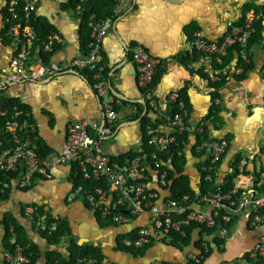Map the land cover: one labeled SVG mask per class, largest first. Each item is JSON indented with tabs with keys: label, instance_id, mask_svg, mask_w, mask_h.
<instances>
[{
	"label": "crops",
	"instance_id": "1",
	"mask_svg": "<svg viewBox=\"0 0 264 264\" xmlns=\"http://www.w3.org/2000/svg\"><path fill=\"white\" fill-rule=\"evenodd\" d=\"M68 1L39 0L34 11L35 17L52 26L51 32L62 40L60 48L52 54V59L59 65L84 57L88 52V45L85 51L82 46L80 19L72 8L67 7ZM5 2L0 0V75L7 72V63L13 53L10 42L4 36L1 10ZM247 5L256 7V10L250 8L245 12ZM249 12L263 13L259 20L262 25L261 39L247 47L251 67L246 72L243 68L239 75L209 81L198 69V55L192 56L186 51L187 42L192 40L195 31H200L207 41L219 42L227 32L226 23L240 21ZM111 16L114 22L102 40L101 57L103 75L109 80L116 96L109 90L98 97L92 74L76 70L42 81L15 84L7 92L29 108L39 142L48 150L47 157L58 155L69 122L101 121L106 105L113 97L121 104L114 108L117 119L111 135L101 147L103 145V152L114 161L129 163L139 156L143 146L141 118H148L155 126L165 125L168 117L177 112L168 100V96L176 92L183 95L184 99H180L185 103L186 122L194 127L203 126L202 133H184L187 141L183 148V175L188 178L193 193L200 190L203 163L210 158L207 148L198 150L202 144L208 146L226 141L228 146L217 164L212 187L220 186L231 174L235 159L237 166L245 160L242 171L245 179L240 184L250 186V179L258 181L259 175H264V142L261 140L264 135L261 134L264 132V0H128L119 14L114 16L113 9ZM87 26L89 28L88 23ZM137 47L159 60L155 70V73H160L157 83H152L147 90L153 95L154 106L146 100L145 90L138 84L136 68L131 61V52ZM236 61L237 57L228 64L223 59V64L233 68L236 65L243 67ZM171 111L175 112L170 115ZM147 127L153 126L147 124L145 129ZM137 153L130 160L129 156ZM161 164L162 169H168L171 189L179 175L173 173L174 178H170L169 171L173 172L170 169L173 168L171 159L161 161ZM142 165L149 166L148 160H144ZM70 170L69 166L55 167L51 179L35 178L28 190L13 188L8 199L0 204V222L4 216L11 215L27 229L29 239L38 247L36 264H47V257L53 252L67 258L70 240L65 237L62 244L56 246L43 233L32 230L30 221L21 215L24 205H41L54 219L66 221L70 235L78 245H90L101 250L104 256L101 264H191L190 256L198 257L200 246L198 234L194 231L187 245L172 244L164 237L153 238L139 247L149 246L142 257L119 248L122 237L133 232L130 230L131 223L147 227L149 214H142L125 225H115L102 221L81 199L67 202L72 187ZM144 171L150 178V186L163 199L167 190L158 187L157 171L151 167H146ZM232 220L222 250L218 253L213 248L214 237L211 239L213 235L218 237V226L209 236L213 251L203 264H250L252 261L249 252L256 244L264 242V221L252 228L244 213L237 214ZM3 237L4 231L0 229V259L4 251L1 244Z\"/></svg>",
	"mask_w": 264,
	"mask_h": 264
},
{
	"label": "built area",
	"instance_id": "2",
	"mask_svg": "<svg viewBox=\"0 0 264 264\" xmlns=\"http://www.w3.org/2000/svg\"><path fill=\"white\" fill-rule=\"evenodd\" d=\"M74 1L77 2L76 14H79L84 4L107 0ZM126 1L128 0H114V16L122 11ZM38 3L39 0L9 1L10 17L4 21V29L7 28L5 24H8L4 36L9 40L13 53L7 63V72L0 75V93H2L0 100L16 98L7 95L15 84L42 81L74 70L90 72L97 96L107 94L109 80L103 75L101 43L114 22L113 17L99 19L95 13L90 14L88 52L84 57L72 59L68 64L59 65L52 59L53 46H61L62 40L58 35L51 36L48 44L43 47V51L51 56L45 63L39 57L38 37L30 27V16ZM18 8L20 11L17 10ZM262 16V12H249L242 22L228 21L227 32L219 42L207 41L200 31L193 33L192 40L186 44V51L192 56L198 55V69H201L209 81H219L221 78L243 72V67L239 65L234 68L228 64L224 65L223 59L227 56L229 48L238 47L240 51L236 64L239 58L244 63L250 62L247 45L250 36L255 32L252 23L260 20ZM20 17L23 19L22 22H19ZM131 61L136 68L138 84L145 90L146 100L154 106L153 95L147 90L152 83L159 60L150 57L141 47H137L131 52ZM168 100L177 112L168 117L165 125L163 123L145 129V145L153 151L147 156L142 148L139 156L129 163L112 160L101 147L102 142L112 133V126L117 119L114 108L121 104L120 100L110 97L104 118L99 122L93 120L69 122L60 151L57 156L51 158L38 155L30 139V134L37 135L36 126L26 120L19 122V119L24 118L23 111L14 107L13 118H6L9 110L0 101V194L4 195L13 188L20 191L29 189L35 178L51 179V172L55 167L69 166L70 169L72 166L77 167L82 178L92 185L84 188L72 184L66 198L67 202L81 199L102 221L115 225H125L142 214H149L147 227L134 230L135 238L133 236L121 239L120 244L123 248H139L149 240L160 237L171 242L174 239L172 232L185 237L186 229L193 227L191 231L198 234L200 246L198 257H201L211 247L209 230L218 226V237L212 235L224 241L230 231L232 218L237 214H246L249 226L257 227L264 221V175L260 174L259 180L255 182L250 179V186L240 184L244 182L242 179H245L242 176L245 160L238 164L237 176L232 180L233 187L227 192L218 186L204 193L198 190L192 194L179 196L172 194L169 189L168 169L166 167L162 169L158 154L170 149L176 142V135L191 134L195 131L202 133L203 126L194 127L186 122L185 103L180 99L179 94L171 93ZM205 148L210 153V158L203 172H212L226 153L227 142H214L208 146L202 144L198 150ZM144 160L149 162V166L146 167L157 171L160 190H167L163 199H160V194L150 186V178L144 171L146 167L142 165ZM259 166L257 163L256 167ZM206 179L213 180L211 176H207ZM39 207L47 211L41 205H26L23 208L24 215L30 218L32 224L35 223L36 233L51 235L57 225L54 221H48L44 213L35 219ZM9 243L14 246V250L3 251L1 259L8 264H27L28 258L22 254L15 239L12 238ZM249 256L256 264H263L264 242L256 244L249 252ZM190 257L192 262H199L196 255Z\"/></svg>",
	"mask_w": 264,
	"mask_h": 264
},
{
	"label": "trees",
	"instance_id": "3",
	"mask_svg": "<svg viewBox=\"0 0 264 264\" xmlns=\"http://www.w3.org/2000/svg\"><path fill=\"white\" fill-rule=\"evenodd\" d=\"M9 1L10 0H6V2H5L6 5L1 10L3 22L5 21L6 18L10 17V14L8 12ZM76 3L77 2H75L74 0H69L67 3V7L72 8L75 13H76V11H75ZM114 6H115L114 0H107V1H103V2L102 1H100V2L94 1L90 4H84L82 6V12L79 14L77 13V15L80 19L81 25H82V29H83L82 30L83 31L82 32V35H83L82 46H83L84 51H85V49H86V47L90 41V30H88L89 28L87 26L90 14L95 13L99 19L111 17ZM250 8L256 10V7H253L252 5H247L245 7V12L248 11ZM17 10L20 11V8H18ZM243 20H244V18L240 19L241 22ZM22 21H23V19L20 17L19 22H22ZM5 26L8 28V24H5ZM252 26L254 27L255 32L250 36V38L248 40V46L247 47H250L253 43L259 42L261 39V32H262L261 22L259 20L254 21L252 23ZM30 27L34 30V32L36 33V35L38 37V40H39L38 45L40 47L39 55L42 58V61L46 63L49 61L51 56L49 55V53L43 51V47L48 44L50 37L54 35L51 32V29L53 27L50 26L49 24L42 22L39 19H37L34 15V12L30 16ZM6 29H4V32ZM6 40H8V39L6 38ZM59 48H60L59 45L53 46L54 51H57ZM239 51H240V48H238V47L229 48L228 52H227V56L224 58V62L229 64V62L231 60H233L236 57H239ZM238 62H239V64H241L243 66L245 72L247 70H249V68L251 67L248 63H244L243 61H241L240 58L238 59ZM159 75H160V73H155V75L153 76V80H152L153 85H155L157 83V78ZM1 95H2V93H0V96ZM179 96L181 99H184L182 93ZM0 101L3 102V104H4L3 106L8 108V110H9V113L6 116V118H13V116H14L13 108L15 107L19 110H22L24 113V118L19 119L20 123L23 120H26L29 124H34V120L32 118V115H31L29 108L27 107V105L22 103L18 98H2ZM174 112L175 111H171L170 115L173 114ZM0 122H1V120H0ZM147 124H150L153 127L155 126V124L153 125V123H151L148 118H144V117L141 118V126L143 128L142 131L144 134V140H143L144 144H143L142 148H143V150L145 149V153L147 154V156H149L151 151H153V149L148 148L145 145V143H146L145 126ZM30 139L33 141V143L36 147V151L38 152V155L41 157H47L48 156V150H47V148H45L41 145V142H39L37 135L36 134H34V135L30 134ZM186 139L187 138H186L185 134L178 135L176 137V142L173 145H171L170 149L167 152H161L158 154V158L162 162H166L168 159H171L174 171L173 172L169 171L170 178L171 179L174 178L173 173L179 175L177 178L174 179V181L171 185L172 194L175 196H179V195L186 194V193H190V194L193 193L192 188L190 187L188 178L183 175V171H184V167H185V153H184L183 148H184V144L187 141ZM137 155H138V153L136 155H130L129 156L130 160L133 159ZM208 163H209V161H206L203 163V165L207 166ZM237 163H238V161L235 159L231 174L227 178H225V180L220 185V188L223 191L227 192L233 187L232 180L237 176V173H238ZM217 168H218V165L216 167V170H214L212 172H202V179H201L202 181H201V185L199 187L200 192L204 193V192L209 191L211 188H213L212 186H213L214 180L209 181L206 178H207V176H211V178L215 179L216 178L215 173L217 171ZM70 180L72 181V184H74L75 186L81 185L84 188H87L86 186L92 185V183H89L88 181H86L82 178V175H81L79 169L77 167H74V166H72L71 170H70ZM26 190H28V189H26ZM10 191L11 190H9L8 192L6 191V193L4 195L0 194V204L8 199V194L10 193ZM25 206L26 205H24L21 208L22 217H27L26 215H24V212H23V208ZM43 213L45 214L48 221H54L57 225L56 230L53 232V234L46 235L45 233H43V235L50 238V243L53 245L59 246L62 244L65 237H69V240H70L68 242V245H67V251L69 254L68 257L67 258L63 257L59 252H53L52 254L48 255L47 264H101V262L104 261V256L98 247H94V246H90V245H78L76 243V241L70 235L71 232H70L68 223L66 221H64L60 218L54 219L49 214L48 211H43L42 207H39V210H38L37 214H35L34 218L35 219H36V217L39 218L41 216V214H43ZM29 224L31 226V229L34 230L35 223L32 224V222L30 221ZM192 228L186 229L187 234L185 237H181L178 233L172 232L171 235L174 237V239L170 243L178 244V245L179 244L187 245L189 243V240L191 237V233H192L191 229ZM0 229L4 231V237L1 241V244H2L4 251L5 250H10V251L14 250V246L10 245V243H9L10 240L12 238H14L15 242L21 248L22 254L26 258H28L27 264H36V262L38 261V258H39L38 247L33 243V241H31L29 239V236L27 234V229L22 224H20L17 219L12 217L11 215L4 216L3 220L0 222ZM213 231H214V229H210L209 233L211 234V233H213ZM134 235H135V231L132 233H129L127 235H124L122 238H132ZM213 243L219 249V251L222 250L221 246H223V244H224L223 240H219V239L214 238ZM147 247H149V246H145V247H142L139 249L123 248L119 243V248L129 250L136 257H142L144 255ZM212 251H213V248L209 247V251L206 254L202 255L201 257H198L199 262L197 264H203V262L212 254ZM49 256L53 257V259H50ZM0 264H8V263L5 262L4 260L0 259ZM191 264H196V263L191 262ZM250 264H256V262L251 261Z\"/></svg>",
	"mask_w": 264,
	"mask_h": 264
},
{
	"label": "water",
	"instance_id": "4",
	"mask_svg": "<svg viewBox=\"0 0 264 264\" xmlns=\"http://www.w3.org/2000/svg\"><path fill=\"white\" fill-rule=\"evenodd\" d=\"M171 1L173 2V0H171ZM174 1H176V0H174ZM109 90L113 93L114 96H116L114 90L112 89V86H111L110 82H109ZM143 106H144V109L146 110V105H145V103H143ZM138 122H140V119L137 121V123H138ZM170 169H171L172 171H174V169H173L172 167H171ZM135 223H136V222H135ZM135 223H134V224L131 223V225H130V226H131V229H130V230L133 231V230H135L136 228L139 227V226L137 225V223H136V224H135ZM212 238H213V236H211V239H212ZM210 241H211V240H210ZM213 246H214V247H213ZM213 246H212V247L214 248V251H216V252L218 253V252H219L218 248L215 246V244H213ZM207 264H208V263H207Z\"/></svg>",
	"mask_w": 264,
	"mask_h": 264
},
{
	"label": "rangeland",
	"instance_id": "5",
	"mask_svg": "<svg viewBox=\"0 0 264 264\" xmlns=\"http://www.w3.org/2000/svg\"><path fill=\"white\" fill-rule=\"evenodd\" d=\"M103 100L104 101H106V97H104L103 98ZM261 134H264V132H262ZM262 142H264L263 140H264V135L262 136ZM102 147H103V145H102ZM104 149V148H103ZM25 218H27L29 221H30V218L29 217H25ZM214 233H216V232H214ZM231 237V234L227 237V240L229 239ZM120 242V241H119ZM223 246H221V248H222ZM68 252V251H67Z\"/></svg>",
	"mask_w": 264,
	"mask_h": 264
},
{
	"label": "clouds",
	"instance_id": "6",
	"mask_svg": "<svg viewBox=\"0 0 264 264\" xmlns=\"http://www.w3.org/2000/svg\"><path fill=\"white\" fill-rule=\"evenodd\" d=\"M138 228H139V227H138ZM136 229H137V228H136ZM136 229H135V230H136ZM133 231H134V230H133ZM213 237H214V236H213ZM212 241H213V239H212ZM212 241H211V242H212Z\"/></svg>",
	"mask_w": 264,
	"mask_h": 264
}]
</instances>
